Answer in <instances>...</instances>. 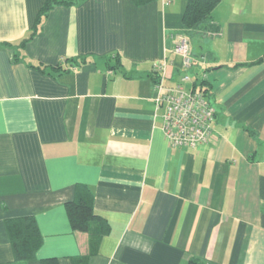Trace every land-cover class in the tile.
I'll list each match as a JSON object with an SVG mask.
<instances>
[{"label": "crops", "instance_id": "crops-1", "mask_svg": "<svg viewBox=\"0 0 264 264\" xmlns=\"http://www.w3.org/2000/svg\"><path fill=\"white\" fill-rule=\"evenodd\" d=\"M46 1L0 0V264L26 216L28 264H264V0H218L220 34L191 39L217 109L195 149L169 144L153 101L164 69L181 80L187 0L58 5L21 46ZM79 185L107 224L98 247L69 220Z\"/></svg>", "mask_w": 264, "mask_h": 264}, {"label": "trees", "instance_id": "trees-1", "mask_svg": "<svg viewBox=\"0 0 264 264\" xmlns=\"http://www.w3.org/2000/svg\"><path fill=\"white\" fill-rule=\"evenodd\" d=\"M79 0H47L43 6L38 20L28 37L24 38L21 46H25L38 33L43 18L48 12L58 5L72 6ZM153 0H136L140 5ZM218 0H187L183 14L184 36L190 41L197 35L205 38L215 37L220 34V29L214 19V10L218 6ZM264 62V58L262 59ZM202 85L206 87V92L210 94L207 82ZM66 210L71 226L74 231L90 234L93 244L98 247L102 237L107 232V224L99 218L94 210V196L92 190L86 185H79L73 201L66 203ZM13 252L15 256L14 264H28L34 260L36 253L42 244L40 230L34 216H26L8 222ZM43 264H58L57 260H44ZM189 264H204L198 260H191Z\"/></svg>", "mask_w": 264, "mask_h": 264}, {"label": "built area", "instance_id": "built-area-1", "mask_svg": "<svg viewBox=\"0 0 264 264\" xmlns=\"http://www.w3.org/2000/svg\"><path fill=\"white\" fill-rule=\"evenodd\" d=\"M173 53L182 58L181 80L175 86H167L164 82L165 69L156 64L154 71L164 69V74L155 85L153 101L156 110L162 111V130L169 144L176 148L195 149L214 140L213 123L217 109L202 82H194L189 75L201 61L193 56L190 41L186 36H178ZM190 82L194 86L184 87V84Z\"/></svg>", "mask_w": 264, "mask_h": 264}]
</instances>
